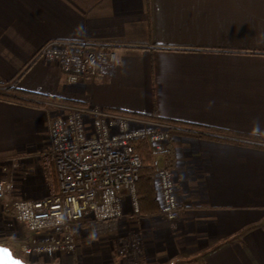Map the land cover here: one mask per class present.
<instances>
[{"label": "crops", "instance_id": "1", "mask_svg": "<svg viewBox=\"0 0 264 264\" xmlns=\"http://www.w3.org/2000/svg\"><path fill=\"white\" fill-rule=\"evenodd\" d=\"M49 41L111 45L114 72L68 84L57 64L35 60ZM21 93L69 103L0 100V163L22 158L18 195L56 190L44 169L49 121L71 103L209 127L221 132L169 129L180 217L127 216L111 236H141L138 264H264V0H0V95ZM7 204L0 246L14 253L31 235ZM91 228L77 227L76 250L52 263L121 264Z\"/></svg>", "mask_w": 264, "mask_h": 264}, {"label": "built area", "instance_id": "2", "mask_svg": "<svg viewBox=\"0 0 264 264\" xmlns=\"http://www.w3.org/2000/svg\"><path fill=\"white\" fill-rule=\"evenodd\" d=\"M114 47L86 41H49L35 60L57 64L66 82L107 78L114 72ZM170 125L109 111L98 106H73L49 121L46 159L56 190L41 198L17 194L15 175L22 158L0 163V201L15 221L27 227L30 240L22 247L29 257L51 259L60 252L76 250L75 229L114 224L132 217L143 218L137 190L141 157L134 142L142 141L154 156L152 171L159 214L168 222L177 220L181 207L177 175L161 165L170 141ZM6 172V176L2 173ZM139 235L120 245L121 264H138L142 251Z\"/></svg>", "mask_w": 264, "mask_h": 264}, {"label": "trees", "instance_id": "3", "mask_svg": "<svg viewBox=\"0 0 264 264\" xmlns=\"http://www.w3.org/2000/svg\"><path fill=\"white\" fill-rule=\"evenodd\" d=\"M18 95L19 96L0 95V100L11 102V103H16L20 105L35 106V107L41 106L42 103L33 101V99H31L32 97L42 98L44 100L47 99V100H53V101H63V100L54 99V98H50L46 96H39V95L37 96L34 94H30V93H21ZM63 102L69 103V101H63ZM71 105L82 106L83 104L74 102V103H71ZM130 115L143 118V119H147V120H152V121L163 123V124H167L170 126H191V127L203 129L209 132H215V131L221 132V131L214 130L209 127L191 125L188 123L172 121V120H166V119H163L153 114L146 115V114H135L134 113ZM211 138L221 140V141H229V140H225L224 138H217V137H211ZM134 148H135L136 153L139 154V156L141 157V161H142V165L139 171V180L137 183V190H138V196H139V202H140V211L143 217H149V216H153L159 213V207L155 199V189H154V183H153L152 164H153L154 156L149 150V147L142 141L134 142ZM166 166L167 168H171V169L173 167V155H172V151L170 150V148H168L166 151ZM44 169H45L46 178L51 179L52 175H51V171L49 167L45 166Z\"/></svg>", "mask_w": 264, "mask_h": 264}, {"label": "rangeland", "instance_id": "4", "mask_svg": "<svg viewBox=\"0 0 264 264\" xmlns=\"http://www.w3.org/2000/svg\"><path fill=\"white\" fill-rule=\"evenodd\" d=\"M46 162V161H45ZM47 163V162H46ZM2 176H4V175H2ZM35 177V174H33V175H31V179H33ZM35 180H36V178H35ZM34 180V181H35ZM126 220H128L127 219V217L126 218H124L123 220H121V221H119V223H125V222H127ZM82 225H85V223H83ZM103 225V224H102ZM111 225H113V224H110V225H108V227L107 228H105V227H102L101 225H95V226H93L89 231H91V233H97V234H101L103 237H102V239L103 240H105V239H108V240H110V244L112 245L113 244V246H114V248H115V251H116V253L118 254V251L122 248L120 245H125L126 244V242L127 241H129V238L128 237H125L124 239H123V241H119V240H114L113 239V237L111 236V234H113V233H115V231L117 230V224H114L115 226H111ZM79 231V230H78ZM5 233H7L6 231H4V232H2V234H0V235H3V234H5ZM78 234V233H77ZM108 235H110V236H108ZM125 235H127V233L125 234ZM119 241V242H118ZM113 242V243H112ZM117 242V243H116ZM28 242H23V243H21L20 245H19V249L18 250H16L13 254H14V256L15 257H18V258H20L21 260H23L24 262H26V263H32V264H44V263H46V261H48V262H50V264H53L52 262H53V259H54V257L53 258H51V259H45L44 257H29V256H27L24 252H23V250H22V247L23 246H25L26 244H27ZM121 247L120 249H119V247ZM120 258V257H119Z\"/></svg>", "mask_w": 264, "mask_h": 264}, {"label": "water", "instance_id": "5", "mask_svg": "<svg viewBox=\"0 0 264 264\" xmlns=\"http://www.w3.org/2000/svg\"><path fill=\"white\" fill-rule=\"evenodd\" d=\"M0 264H32L26 263L18 257H15L12 251L5 247L0 246Z\"/></svg>", "mask_w": 264, "mask_h": 264}]
</instances>
